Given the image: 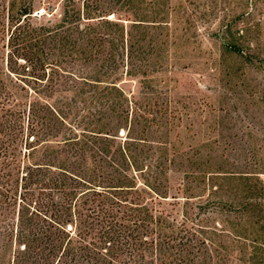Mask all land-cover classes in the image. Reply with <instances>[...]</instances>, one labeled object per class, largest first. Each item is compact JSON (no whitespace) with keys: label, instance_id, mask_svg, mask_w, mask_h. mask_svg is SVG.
I'll return each instance as SVG.
<instances>
[{"label":"trees","instance_id":"obj_1","mask_svg":"<svg viewBox=\"0 0 264 264\" xmlns=\"http://www.w3.org/2000/svg\"><path fill=\"white\" fill-rule=\"evenodd\" d=\"M97 1L0 0V250L10 264H223L231 249L208 236L256 241L209 225L225 207L195 213L201 196L171 194L162 156L146 153L165 143L139 132V98L123 86L140 24L97 15ZM226 207L264 216L253 199Z\"/></svg>","mask_w":264,"mask_h":264},{"label":"rangeland","instance_id":"obj_2","mask_svg":"<svg viewBox=\"0 0 264 264\" xmlns=\"http://www.w3.org/2000/svg\"><path fill=\"white\" fill-rule=\"evenodd\" d=\"M94 7L126 27L140 24L132 29L136 70L125 60L122 80L139 98V132L165 143L146 152L168 167L162 178L170 184H163L173 195L185 186L201 196L188 206L195 213L199 204L225 207L209 225L220 221L256 241L208 236L231 249L223 264H264V216L246 222L226 211L248 199L264 202V65L248 60L259 44L264 49V0H98ZM232 172L259 174L243 180ZM1 251L0 264H10V247Z\"/></svg>","mask_w":264,"mask_h":264}]
</instances>
